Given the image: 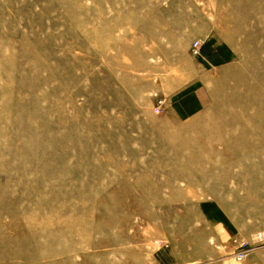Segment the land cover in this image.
<instances>
[{
  "label": "rangeland",
  "instance_id": "374dc122",
  "mask_svg": "<svg viewBox=\"0 0 264 264\" xmlns=\"http://www.w3.org/2000/svg\"><path fill=\"white\" fill-rule=\"evenodd\" d=\"M260 234L264 0H0V264H264Z\"/></svg>",
  "mask_w": 264,
  "mask_h": 264
},
{
  "label": "crops",
  "instance_id": "0c3cea01",
  "mask_svg": "<svg viewBox=\"0 0 264 264\" xmlns=\"http://www.w3.org/2000/svg\"><path fill=\"white\" fill-rule=\"evenodd\" d=\"M232 50L234 51L233 47L221 44L217 40H212L203 45L200 52V62L203 70L209 71V74H203L202 70V73L193 79L189 92L175 99V103L186 115L201 113L213 103L210 88L214 85H210L209 81H213L214 73L210 74V71L217 72L218 67L231 63L233 59Z\"/></svg>",
  "mask_w": 264,
  "mask_h": 264
},
{
  "label": "bare ground",
  "instance_id": "6f19581e",
  "mask_svg": "<svg viewBox=\"0 0 264 264\" xmlns=\"http://www.w3.org/2000/svg\"><path fill=\"white\" fill-rule=\"evenodd\" d=\"M174 138V137H173ZM170 139H172V138H170ZM195 142V139H193V138H185L180 144H179V146L181 147V148H186V147H189V145H191V144H193ZM173 146H175V147H177L176 146V144H175V142L173 143ZM231 149H232V147H230ZM247 155H249V157H246L247 159H250V158H254L255 156H256V154L252 151V150H250V152H249V154H247ZM259 237L260 238H262V237H264L262 234H260L259 235Z\"/></svg>",
  "mask_w": 264,
  "mask_h": 264
},
{
  "label": "built area",
  "instance_id": "2783aa9c",
  "mask_svg": "<svg viewBox=\"0 0 264 264\" xmlns=\"http://www.w3.org/2000/svg\"><path fill=\"white\" fill-rule=\"evenodd\" d=\"M199 47H200V42L197 41L194 43V53H198L199 51ZM246 255V250L243 249L240 252H238V254H236L235 259L238 260H242Z\"/></svg>",
  "mask_w": 264,
  "mask_h": 264
}]
</instances>
